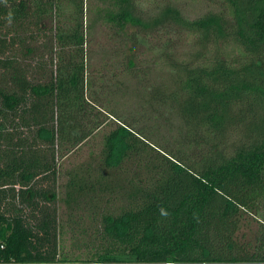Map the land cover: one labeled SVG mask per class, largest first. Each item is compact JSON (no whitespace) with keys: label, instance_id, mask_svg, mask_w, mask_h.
<instances>
[{"label":"trees","instance_id":"16d2710c","mask_svg":"<svg viewBox=\"0 0 264 264\" xmlns=\"http://www.w3.org/2000/svg\"><path fill=\"white\" fill-rule=\"evenodd\" d=\"M2 16L0 264H264V0H11ZM96 27L116 45L94 68Z\"/></svg>","mask_w":264,"mask_h":264},{"label":"rangeland","instance_id":"374dc122","mask_svg":"<svg viewBox=\"0 0 264 264\" xmlns=\"http://www.w3.org/2000/svg\"><path fill=\"white\" fill-rule=\"evenodd\" d=\"M11 0H0V4L8 3ZM9 32V18L8 17H0V66H5L8 63V56H9V43L8 40L5 38L7 37ZM92 42L88 46V50L92 51L94 53L93 57L89 63L95 68L99 67V55L102 54V47L105 49H108V47H112L116 44H113L108 36V33L105 29L96 27L94 30V36L91 37ZM7 41V42H5ZM114 49V48H111ZM106 54H103L105 56ZM100 137L96 138H90L88 142L85 144H82L79 148L76 150L70 152L67 156L65 161L66 166L71 167H78L81 162H84L87 157L88 153L93 150L97 151L100 147ZM61 209V208H60ZM256 229V223L251 220L250 218L245 219L241 223L240 227V233H244L247 235H250L255 232ZM66 241L65 243H68L67 248L70 244L69 236H65Z\"/></svg>","mask_w":264,"mask_h":264},{"label":"built area","instance_id":"2783aa9c","mask_svg":"<svg viewBox=\"0 0 264 264\" xmlns=\"http://www.w3.org/2000/svg\"><path fill=\"white\" fill-rule=\"evenodd\" d=\"M94 264H102V263H94ZM168 264H171V263H168Z\"/></svg>","mask_w":264,"mask_h":264}]
</instances>
